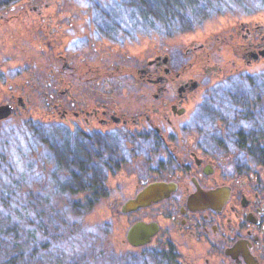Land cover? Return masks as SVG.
I'll return each mask as SVG.
<instances>
[{"label": "flooded vegetation", "instance_id": "obj_1", "mask_svg": "<svg viewBox=\"0 0 264 264\" xmlns=\"http://www.w3.org/2000/svg\"><path fill=\"white\" fill-rule=\"evenodd\" d=\"M111 16L98 0H0V91L8 92L0 106L12 115L43 105L47 121L73 137L88 187L99 189L95 202L109 197L112 180L129 188L112 196L120 211L144 189L167 187L123 212L126 234L137 222L157 227L132 246L153 264H264V182L235 142L255 133L230 131L256 103L234 100L220 126L204 104L264 62V23L236 19L166 40L110 29ZM205 111L215 115L211 131Z\"/></svg>", "mask_w": 264, "mask_h": 264}, {"label": "rangeland", "instance_id": "obj_2", "mask_svg": "<svg viewBox=\"0 0 264 264\" xmlns=\"http://www.w3.org/2000/svg\"><path fill=\"white\" fill-rule=\"evenodd\" d=\"M98 2L112 14L111 21L105 24L110 29L117 27V30L127 27L131 29L129 35L132 36L145 30L149 37L185 40L207 34L212 29H221L236 19L243 21L255 16L256 20L264 23V0H219L216 8L219 13L211 17L199 12L191 15L189 8L180 15V9L170 3H167L171 7L170 13L179 11L178 16L163 15L158 11L150 16V8L154 10L150 6H155V0ZM158 19L166 21L168 26L158 24ZM250 74L248 78L235 80L214 92L211 99L204 100L205 106L218 113L216 124L219 126L222 117L223 120L230 118L236 100L232 96H237L239 99L244 97L245 102L256 103L253 122H259L258 127L252 128V122L244 120L245 123L241 121L230 131H235L236 127L243 131L251 129L254 133H259V128L264 130V62ZM7 95V90L0 91V101ZM42 107L16 111L0 120V264H153L146 252L126 241L130 217L121 213V204L111 200L112 196L129 188L122 186L117 191L114 188L117 181L112 180L113 187L107 190L109 197L95 202L93 193L99 189L88 187L90 175L86 177L84 174L85 178L81 180L78 177V181L75 178V171L79 172L76 162L80 156L67 155L74 143L73 137L47 121ZM202 117L204 129L211 131L215 115L205 111ZM43 143L47 147L52 146L51 154L55 155L56 163L57 158L65 160L70 157L71 167L61 172L59 164L52 161L46 165L45 175L38 177L34 156ZM238 158L254 167L264 182V166L248 155L240 154ZM68 172H72L67 180L73 181L70 183L72 187L59 191V184ZM121 175L124 176L123 173L117 174L119 181L125 179Z\"/></svg>", "mask_w": 264, "mask_h": 264}, {"label": "trees", "instance_id": "obj_3", "mask_svg": "<svg viewBox=\"0 0 264 264\" xmlns=\"http://www.w3.org/2000/svg\"><path fill=\"white\" fill-rule=\"evenodd\" d=\"M155 1H156L155 6H150V7H154V10L152 8H150L151 9V12L149 11L150 16H153V14L156 13V11H158V13L162 12L163 15H167V13L171 12V10H170L171 7H168V5H167V3L168 4L170 3L173 5H176L174 8L177 7L180 9V13H179V11H177L180 15H184L185 11H187V8H189V10H190L189 13L191 15L192 14H198V12H199L200 14H203V16L208 14L207 16L211 17L212 15L216 14V12H218L216 10V8L219 7L218 5L220 4L219 0H155ZM141 4H143V3H141ZM177 12L176 13H170V14L177 15ZM158 24H163L164 26L165 25L168 26L167 22L163 21V20H159ZM235 99L238 101H244V97H242L240 99L237 97ZM253 118H254V116H252V117L250 116V119H247V120L252 122L251 123L252 128L258 127L257 123L259 121H255V119H254L255 122H253ZM235 142H236V147H238V145H239L240 148H243V147L245 149L248 148L250 150V154H249L250 158L252 160L260 163L262 166H264V130L263 129L259 128V133L255 132V139H253V140H250V141L247 140L246 141V140L240 139L239 141H235ZM230 143H234V142L231 141ZM46 145H47L46 143H43L41 148H44V149H42V150H41V148H39V149L37 148L38 154L36 155V157L34 156L35 170H36L38 177H40V178L42 176H44L45 173L47 172L46 165L52 161H54L55 165L57 163L59 164L58 166H59V168H61V172L62 171L64 172L67 170L66 168L71 167V165L69 164V162H71L70 157L65 158L66 161L64 159L57 158V163H56L55 155L51 154V153H53L52 146L47 147ZM71 149H72L71 152L67 153L68 156L70 155V153L78 155L76 153L75 147H71ZM76 163L78 164V168H79V172H80L79 173L78 171H75L76 172L75 178H76V181H78V177L80 179H82V178H85V175L87 176L89 174L87 172L84 173L81 170L80 159H78V161ZM54 172H55V174H57L56 171H54ZM71 174H72V172H68L65 174V179H63L61 184H59V191H67V190L71 189L72 186L70 185V183H73V181L70 179L71 181L67 182V180L71 177ZM93 197H94V195H93ZM88 202L89 201H86L85 203L88 204ZM74 206H75V204L73 205L72 208H74Z\"/></svg>", "mask_w": 264, "mask_h": 264}, {"label": "water", "instance_id": "obj_4", "mask_svg": "<svg viewBox=\"0 0 264 264\" xmlns=\"http://www.w3.org/2000/svg\"><path fill=\"white\" fill-rule=\"evenodd\" d=\"M12 112L11 107L4 105L0 106V120L8 117ZM161 185H153L142 192H140L134 199H131L123 204L121 211L127 212L138 207L148 205L152 199H157V195L161 194V191H165L167 187ZM157 227L154 224H147L144 222L135 223L126 234V241L131 246H141L150 241L151 236L155 233Z\"/></svg>", "mask_w": 264, "mask_h": 264}]
</instances>
